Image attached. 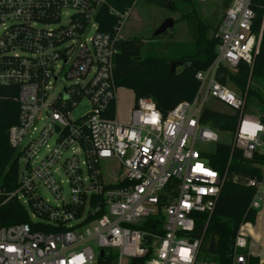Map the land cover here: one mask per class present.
I'll use <instances>...</instances> for the list:
<instances>
[{
    "label": "built area",
    "instance_id": "1",
    "mask_svg": "<svg viewBox=\"0 0 264 264\" xmlns=\"http://www.w3.org/2000/svg\"><path fill=\"white\" fill-rule=\"evenodd\" d=\"M103 1L0 0V101L12 98L18 110L6 130L18 153L16 185L9 189L0 176V206L14 199L29 217L0 227V264H97L105 257L108 264H215L199 253L225 174L208 164L210 151L196 148L219 141L201 110L214 98L237 112L230 145L247 158L264 153V120L244 111L245 95L226 85L239 63H254L264 5L254 33L251 0H229L214 31L215 56L195 72L190 100L162 113L151 98L138 97L121 121L109 116L119 36L97 29ZM83 98L88 109L72 118ZM244 182L254 189L249 208L256 210L264 177ZM157 214L162 224L153 222V231L140 227ZM247 244L238 230L230 264H249Z\"/></svg>",
    "mask_w": 264,
    "mask_h": 264
},
{
    "label": "trees",
    "instance_id": "2",
    "mask_svg": "<svg viewBox=\"0 0 264 264\" xmlns=\"http://www.w3.org/2000/svg\"><path fill=\"white\" fill-rule=\"evenodd\" d=\"M135 0H104L99 4L95 20L97 29L102 32L116 34L122 15L126 13ZM226 3L225 9L229 5ZM251 7L255 12L252 31H259L263 14L264 0H251ZM218 40L213 36L201 42L199 49L189 55L177 58L175 64L181 68L170 72L169 65L159 58L142 55L143 40L138 37H118L116 47L118 52L113 58V78L117 87H127L132 90L134 99L138 97L151 98L157 108L166 113L182 100L193 97L196 80L195 72L205 69L213 60ZM264 75V30L261 37L259 52L252 67L246 63H239L235 73L229 74L234 82L236 91L245 95V109L248 113L259 115L264 120V97L256 86L251 85L253 77L263 81ZM264 82V81H263ZM256 98L261 104L259 112L248 107L250 100ZM251 105V104H250ZM111 107L109 116L114 114ZM252 107V105H251ZM17 106L14 100L8 97L0 101V176L2 182L12 189L16 185L17 156L16 150L10 146L6 130L16 123ZM201 121L218 131L234 130L237 112H218L208 107L201 110ZM208 164L225 174V180L215 202L213 213L208 221L205 240L201 245L203 253L210 255L215 264H230L233 255V241L239 226L242 223L253 221L255 209L249 208L254 189L244 182L247 178H262L264 153L254 152L250 158L244 157L242 151L229 144L217 142L214 151L206 154ZM236 176V180L233 177ZM204 215L198 220L197 228L204 222ZM29 221L26 209L16 200L11 199L0 206V227L19 222ZM153 222L162 224L159 214L147 217L140 225L141 228L151 230ZM162 233V228H158ZM216 238L215 249L210 253L207 243L210 234ZM246 250V249H245ZM200 258V253H199ZM109 258L99 259L97 264H108ZM146 258L134 259L131 264H143ZM249 264H259V259L250 254L246 255Z\"/></svg>",
    "mask_w": 264,
    "mask_h": 264
},
{
    "label": "rangeland",
    "instance_id": "3",
    "mask_svg": "<svg viewBox=\"0 0 264 264\" xmlns=\"http://www.w3.org/2000/svg\"><path fill=\"white\" fill-rule=\"evenodd\" d=\"M228 0H135L131 8L123 15L117 34L122 38L138 37L143 40L142 55H150L159 58L164 64H174L182 55L192 54L200 48L201 42L214 36L215 27L220 21ZM172 18L174 24L163 34L155 36L153 33L160 23ZM175 64L174 70H179ZM65 81H58L55 88L60 89ZM226 85L236 89L230 77ZM251 85L264 97V82L260 78L253 77ZM133 92L127 87H118L115 102L114 115L118 120L126 121L129 108L133 103ZM252 107H251V105ZM248 105L258 113L261 104L256 98L250 100ZM206 107L218 111H232L220 101L210 98ZM88 109V101L83 98L71 111L70 116L76 118ZM219 141L229 144L232 142V134L229 131H217ZM216 143H196L199 150L214 151ZM264 148V147H262ZM261 148V149H262ZM108 169V168H107ZM210 255L200 250V260L210 262ZM122 264H129L122 259Z\"/></svg>",
    "mask_w": 264,
    "mask_h": 264
},
{
    "label": "crops",
    "instance_id": "4",
    "mask_svg": "<svg viewBox=\"0 0 264 264\" xmlns=\"http://www.w3.org/2000/svg\"><path fill=\"white\" fill-rule=\"evenodd\" d=\"M131 107L129 108V112ZM262 177H264V166L262 167ZM238 230L247 236L246 253L257 257L259 264H264V199L260 207L256 209L253 221L242 223Z\"/></svg>",
    "mask_w": 264,
    "mask_h": 264
},
{
    "label": "water",
    "instance_id": "5",
    "mask_svg": "<svg viewBox=\"0 0 264 264\" xmlns=\"http://www.w3.org/2000/svg\"><path fill=\"white\" fill-rule=\"evenodd\" d=\"M174 24V21L172 18H166L164 19L160 25L155 29L154 31V35L157 36V35H160V34H163L164 32H166L168 29L172 28ZM174 68H175V64L173 62H170L169 63V70L170 72H173L174 71ZM215 79L221 83L222 85L225 83V79H226V73L218 68L215 72ZM215 243H216V238H215V235L213 233L210 234V238H209V243H208V250L210 253H213L214 252V249H215ZM103 254V250L101 249L100 250V256H102Z\"/></svg>",
    "mask_w": 264,
    "mask_h": 264
},
{
    "label": "snow or ice",
    "instance_id": "6",
    "mask_svg": "<svg viewBox=\"0 0 264 264\" xmlns=\"http://www.w3.org/2000/svg\"><path fill=\"white\" fill-rule=\"evenodd\" d=\"M196 170L197 171H206L203 169L200 165H196ZM208 175H214V173L208 172ZM187 250H182V252H186Z\"/></svg>",
    "mask_w": 264,
    "mask_h": 264
}]
</instances>
